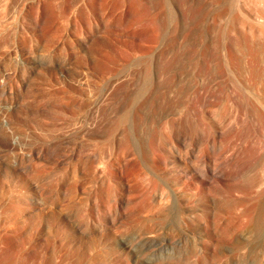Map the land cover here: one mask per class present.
Instances as JSON below:
<instances>
[{
  "label": "bare ground",
  "instance_id": "6f19581e",
  "mask_svg": "<svg viewBox=\"0 0 264 264\" xmlns=\"http://www.w3.org/2000/svg\"><path fill=\"white\" fill-rule=\"evenodd\" d=\"M54 1H0V8L3 11L11 10L14 17H19L12 29L4 30L0 28V93L5 96L4 101L0 102V156L6 162L7 160L15 162L4 169L6 175L10 176L13 182L7 181V179L4 180L9 190L12 191V188L15 187H20L27 192L33 190L42 198L45 194L41 189V181L43 180L41 178L43 175L48 177V174H45L47 173L44 170L46 167L42 166L44 163L40 161L41 158L47 157L57 163L67 155L59 147V144L55 143L51 148H45L43 145L28 147L32 133L35 129H40L39 127L42 126L45 118L44 113L39 108L40 102L37 98L32 101H22L20 96L23 90L22 87L27 82L42 78L47 85L42 96L48 98L49 104L58 108L56 109L57 113L62 110L61 114H65L64 107L69 103L71 105L69 117L72 129H70L76 133L79 139H75L74 145L69 148L68 155L78 159H75L74 165L72 164L73 186L80 183L88 185V189L84 190L83 195L78 197V202L83 201L86 203V206H83L87 221L99 216L110 217L112 221L118 215L121 217L120 219L118 216L119 221L132 217V215H128L131 213H127L123 208L120 211L121 206L119 211H112L114 209L112 207L116 206L113 205L116 202L112 201H118L116 198L117 186L123 180L124 173H128V175L135 174V176L139 174V178L145 176L143 179L144 181L147 180L146 183L163 182L170 187L168 195L164 196L162 194L161 196V206L157 205V208H155L156 202L153 204L151 201L149 203L152 205L145 202L144 205H137V211L131 208L135 213L137 212L136 214L132 212L135 217L137 216L136 219L147 221V225L149 221L157 218L161 224V221L168 218L169 213L181 219L184 213V210H182L184 204L195 203L205 187L207 191L211 192L219 171L210 164L201 166L197 161L188 159L172 158L164 161L157 155V148L167 137L179 138L182 126H187L188 121L191 120L192 123L204 122L199 113L200 110H197L196 107L195 110L192 107H189L188 110L180 108L181 99L178 93L182 82L186 83L187 88L190 90V101H193L198 94L208 91L211 88L210 82L216 79L219 82L220 91L228 92L229 96L234 98L232 100L233 104L237 102V97L241 98L245 120L243 128L244 153L241 155L238 142L235 140L238 138V132L232 137V140L235 141H232L230 153L231 183L228 189V195L230 196L228 216L232 239L229 249L231 252L230 264H264V0H254L256 8L253 10L248 7L247 0H230L231 4L235 3L237 8L240 9H235L236 7L233 8L232 5L231 9H228L229 11H218L210 15H203L201 19L203 24L200 29L203 61L198 63L196 77L187 79L176 77L168 79L155 78L151 74V61L149 60L140 63V68L135 69L134 72L122 75L119 73L121 68L117 61H106L99 56H95V54L90 60L83 59L79 55L67 56V54V57L62 56L59 60H54L52 57L50 59L48 55L45 57V54L44 57L38 56L36 48L39 47L40 40L35 33L37 23H32L31 19L36 16V20L40 24L41 22L46 23V14L60 15V7L56 8L57 10L55 9L57 5L59 6L60 0H58L59 4ZM90 1H67L70 4L63 11L66 16L64 18L71 21L72 19H81L80 17H83V14H89L88 17L93 16L92 14L95 15V11L99 9L95 10ZM223 1L227 3L229 0ZM62 4L61 0L60 5L62 6ZM99 6H102V2ZM99 6L95 5L97 8ZM241 7L243 10H241ZM156 20V14H151L145 20V24H153ZM209 20L213 23H217V21L221 23L230 22L231 30H239L243 35H239V38L235 36V40H233L229 33L222 44L218 43V38L212 35L213 38L210 41L211 39L208 37ZM68 24L70 23L68 22ZM216 28L214 26V29ZM64 35V32H62L59 37ZM175 40L176 36L173 32L169 44L174 45ZM207 40L210 44L208 46H206ZM91 42L93 46V49H91L95 53L102 50L103 44L98 36L92 37ZM44 43L47 46V41H44ZM48 45L50 47V44ZM207 47L210 49H207ZM45 48L47 49V47ZM116 49L119 48L116 47ZM19 55L25 58L20 59ZM4 56H15V59H1ZM153 81H156L159 85L175 86V91L168 92L166 90L161 91L159 94L151 92L149 87ZM14 85H17V88ZM30 87L29 85L26 90H30ZM53 110L55 111V108L51 109L52 113H54ZM129 115H132V123L129 121L130 118L128 119L130 123H128L133 126V129L129 127L130 131L127 128L130 125L126 124L125 126V123H127L125 121ZM202 115H204L203 112ZM53 118L55 116L51 115L50 119ZM155 125L159 128H154ZM204 125L206 127V130H204L214 137V122L210 120ZM151 127L154 131L163 130V132L160 133L161 135L157 134V136ZM149 129H151L150 132ZM118 133L121 135L120 138L117 136ZM116 136L120 139V144L116 148L115 156L107 161L105 160L104 150L107 147L106 145H112L107 140L112 143ZM98 137L107 139L106 141H100ZM136 138L142 141L141 145L136 141ZM211 141L213 140L211 139ZM147 167L151 170V175L150 173L146 175L148 174V171H145ZM43 172L45 173L43 174ZM73 191L77 192L76 189ZM39 199L35 198L37 201ZM11 201L13 204L8 219L15 221L24 218L25 209L23 206L14 204L17 200L12 199ZM22 201L25 202L27 199L23 197ZM122 201V199L119 200L120 205L124 203ZM42 204L44 207L46 206L45 202ZM127 205L129 206V204ZM48 207L53 212L54 207ZM53 214L51 219H47V216L46 218L40 216L41 219H39V223L41 225L45 224L46 228L51 231L57 229L55 226L58 222L60 225V222L65 224L61 221L62 218L59 212L55 211ZM169 221L171 220L169 219ZM81 224V221L77 223V229L81 228ZM72 225L74 226V224ZM26 226L27 231L32 230L31 226H28V224ZM151 227L149 226L150 229ZM160 228H157V231ZM148 229L144 237H140V235L145 234L142 231V234L137 236L142 239L137 244L131 243L130 239L128 240L126 237H120L117 243L120 247L129 248L136 257L148 252L149 254L144 257L146 264H157L158 260L155 256L158 258V256H164V253L177 255L176 253L182 254L187 251L185 247H182V239L178 238L172 241L168 237L154 236L156 230ZM53 231L52 233L55 234ZM49 236H51V233ZM58 241H60L59 252L53 249L57 251L54 253L53 259L55 264L91 263L87 262L89 260L84 252L72 250L71 247L75 242L73 243L71 238L62 235ZM20 243V245H24V241ZM4 244V237H0V264H19L18 252L12 250L9 252V249L5 251ZM201 251H197L198 254Z\"/></svg>",
  "mask_w": 264,
  "mask_h": 264
},
{
  "label": "rangeland",
  "instance_id": "374dc122",
  "mask_svg": "<svg viewBox=\"0 0 264 264\" xmlns=\"http://www.w3.org/2000/svg\"><path fill=\"white\" fill-rule=\"evenodd\" d=\"M56 1L59 4V1ZM67 1L70 0H62V7L60 5V0L59 6L57 5L55 7V9L60 7V15H45L46 23L41 22L38 24L36 16L32 17L31 22L37 23L35 33L41 45L36 48V54H38V56L44 57L45 54V57L48 55L50 59L52 57L54 60H59L62 56L79 55V57L83 59L86 58V60H90L95 54V56H99L106 61H117L121 68H119V73L122 75L134 72L135 69L140 68V63L149 60L151 61L152 76L160 79L172 77L185 79L189 77L195 78L197 75L198 63L203 61V46L200 41V29L203 24L201 19L203 15L230 10L232 5L233 8L236 7L235 9H240L237 8L235 3L231 4L232 2L230 0V2L228 1L227 3L223 0H104V2L106 1L105 3L103 0H100V2H98L99 0H91L92 6L94 5L93 8L95 10L99 9L95 11V15L92 14L93 16L88 17L87 15L89 14H83V17H80L81 19L78 18L79 20L72 19L68 21L65 19L66 16L63 12L67 9V5L69 7L70 2ZM101 2L102 6H99ZM96 4L100 8L95 7ZM247 4L251 10L256 8L254 0H247ZM241 10H243V8ZM13 14L11 10L3 11V9L0 8V28L10 30L14 27L19 17H14ZM63 14L64 16H62ZM151 14H156L157 20L153 24L146 25L145 20ZM158 15L160 16L158 17ZM68 22L70 24H68ZM229 23L230 22L227 21L223 23L219 21L213 23L209 20V39L216 36L219 41L218 43L222 44L229 33V36H231L233 40H235V36L238 37L239 35H243L239 30H231ZM214 26H216L218 30H216L217 28L214 29ZM213 29L216 31V35ZM62 32H64L65 35L59 37V34ZM173 32L175 33L176 40L174 45H170L169 41ZM116 33L118 34L116 35ZM94 36H98L103 44L102 50L96 51V53L92 50L93 46L91 44V38ZM44 41H47V46H45L46 42L44 43ZM210 41H212V39ZM48 44H50V47H48ZM208 45L210 44L207 40L206 46ZM44 46L47 47V49ZM116 47L119 49H116ZM207 49L210 48L207 47ZM18 57H21L20 59L25 58L20 55ZM1 59L14 60L15 56H4L3 58L1 57ZM29 85L31 86L30 90H26ZM210 85L211 88L208 91L198 94L200 97L197 95V98L195 97L194 100L191 99L193 101H190V90L187 88L186 83L182 82L181 86H179L180 92L178 95L181 99L180 108L182 110H188L190 109L189 107L195 110L196 107L197 110H200L199 113L204 124L210 120L214 122V137H212L208 131H205L206 127L202 121L200 122L201 124L199 122H195V124L190 120L187 126H182L181 136L179 138L167 137L161 142L160 147L157 148V155L164 161L172 158H182L197 161L201 166L210 164L219 171L214 188L209 192L205 187L202 190L203 192L200 198L195 203L184 204V209H182L184 213L181 219L169 213L165 221L160 219L164 221H161V224L157 218L153 219V221H149L147 225V221L136 219L137 216L135 217V214L137 212L135 213L134 211H137V205L140 204L141 206L144 202L150 204L149 202L152 201L153 204L156 202L155 208H157V205L161 206V196L162 194L164 196L168 195L170 187L163 182H157L155 184L151 182V184H149L148 182L146 183L147 180L144 181L143 178H145V176L139 178V174L135 176V174L128 175V173H124L122 176L124 181L122 180L119 184L120 186H117L118 192L116 193V198L118 201H112L116 202L115 204L113 203V205L116 206L112 207L114 208L112 211H119L120 209V211H122L123 208L127 213L130 212L131 214L128 215H132V217L124 218L119 221L121 217L118 215L120 219L117 216V218L112 221L110 217L106 218L99 216L98 218L87 221L83 206H86V203L83 201L78 202V197L83 195V191L88 189V185L86 183L81 184L79 181L80 184L73 186L72 180H74V175L72 172V164L78 159L68 155L69 148L74 145L75 139H79L76 133L71 130L72 126L69 117L71 105L69 103V105L67 104L64 107L65 114H61L62 110L57 113L56 109L58 108L53 107L49 104L48 98L42 96L46 91L44 89L47 86L46 81L39 78L36 81L27 82L22 87L23 90L20 100L32 101L37 98L40 102L39 108L44 113L45 118L42 122V126L39 127L40 129L37 128V130L35 129L32 133L28 147L31 148L34 145H43L45 148H51L53 145L59 144V147H61L67 155L66 157H62L60 162L58 161L57 163L56 161L49 160L47 157H44V159L41 158L40 161L44 164L40 163L42 166L46 167L44 170L47 172H43V174H48V177L43 175L41 178L43 179L41 181V189L45 194L42 198L38 196L35 191L33 192V190H28L27 192L20 187L12 188V191L9 190L4 180L7 179V181L10 180L12 182V179L10 176L8 177L6 175L4 169L15 162L13 160H7L6 162L1 159L0 156V237H4L5 239V244L3 245L4 250L7 251L9 249V252H11L10 250L18 252L19 264H55V260H53L54 253L57 251L59 252L60 249V241L58 240L62 235H66L67 238L73 240V243L75 242L73 247H71L73 248L72 250L84 252L89 260L87 262H91L90 264H146L144 262V257L149 254L148 252L136 257L129 248L120 247L117 241L120 237H126L128 240L130 239L131 243L137 244L142 240L137 236L147 232L149 226H152L151 229L156 230L154 236L168 237L171 238L172 241L178 238L182 239V247H185L187 250L182 254L176 253L177 255L164 253V256L166 254L168 255H166V257L158 256V258L155 256L158 260L157 264H230L231 252L229 249L232 244L228 216V204L230 199L228 189L231 183L230 153L232 141L234 142L235 140L238 142L241 155L244 153V107L239 97L236 98L237 102L233 104L232 100L234 98H231L228 92L225 93L220 91V85L216 79L210 82ZM14 86L17 88V85ZM149 89L151 92L159 94L161 91L166 90H168V92H174L175 86L168 87L159 85L156 81H153ZM4 99L5 96L0 93V102L4 101ZM54 108L56 114L54 110V113L51 111V109ZM201 111L204 115H202ZM51 115L55 116V118L50 119ZM131 116L132 115L128 116L125 121L127 122L125 126L130 122L132 123ZM129 127L133 129L132 124L127 128L129 129ZM152 128L153 127H151V129ZM154 128L159 127L155 125ZM151 129H149V132ZM153 132L155 135H159L163 130H153ZM237 132L239 133L237 136L238 138L232 140V137ZM119 134L120 133H118L117 136L120 138L121 135ZM117 136L113 139L112 143L107 140L113 147L112 145L108 146L109 144L106 145L104 143V145L107 146L104 150L105 160L107 161L112 156H115L116 148H118L120 144V139H118ZM98 138L100 141H106L107 139L104 137ZM211 139L213 141H211ZM136 141L141 145V140L136 138ZM110 147L112 148L110 149ZM145 171H148V174L145 173L146 175H149V173L151 175L152 173L148 167ZM126 182H129V185ZM74 189H76L77 192L73 191ZM23 197H25L27 201H22ZM44 197L46 198L45 200ZM35 198H40L41 200L39 199L37 201ZM12 199L17 200L14 204L16 203L18 206H23L25 209L24 218L15 221H10L8 219V214L13 204L11 201ZM121 199L124 203L120 205L119 200ZM37 202H45L46 208L48 206H53V212L49 207V210H47L48 208L46 209L42 203L37 204ZM127 204H129V206ZM41 205H43L42 208H40ZM115 207H117V210ZM43 208L45 209L43 210ZM55 211L59 212L62 218L61 221L65 222V224L60 222V225L58 222L56 224L57 226H55L57 227V231L53 229L54 231H52L55 233L53 234L49 228H46L45 224L41 225L39 223V219H41L42 216L45 218L47 216V219H51ZM132 212L135 213H133L134 216ZM169 219L171 221H169ZM79 221H81L82 224L81 228L77 229L76 226ZM26 224L31 226L32 230L27 231ZM72 224H74V226ZM140 224L141 226H139ZM156 227H161L158 229V231L160 230L159 232ZM48 230L49 233L47 232ZM50 233L51 236H49ZM145 235L146 233L142 234V236L140 235V237L142 238ZM52 236L56 237L53 238ZM48 237H51V239ZM131 237L137 238L138 241ZM53 240L56 241L53 242ZM21 241H24L23 246L20 245ZM54 244L59 248L54 246ZM196 250L198 252L202 250V254L199 253L201 254L199 255ZM160 257L163 258L161 259Z\"/></svg>",
  "mask_w": 264,
  "mask_h": 264
}]
</instances>
